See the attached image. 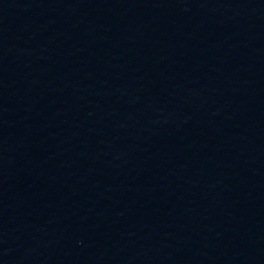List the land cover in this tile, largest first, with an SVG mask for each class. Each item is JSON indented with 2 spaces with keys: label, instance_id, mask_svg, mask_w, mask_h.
<instances>
[{
  "label": "water",
  "instance_id": "1",
  "mask_svg": "<svg viewBox=\"0 0 264 264\" xmlns=\"http://www.w3.org/2000/svg\"><path fill=\"white\" fill-rule=\"evenodd\" d=\"M0 264H264V0H0Z\"/></svg>",
  "mask_w": 264,
  "mask_h": 264
}]
</instances>
